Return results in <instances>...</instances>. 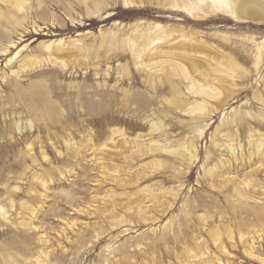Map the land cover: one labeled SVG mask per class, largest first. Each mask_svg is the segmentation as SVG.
Here are the masks:
<instances>
[{"label":"rangeland","instance_id":"rangeland-1","mask_svg":"<svg viewBox=\"0 0 264 264\" xmlns=\"http://www.w3.org/2000/svg\"><path fill=\"white\" fill-rule=\"evenodd\" d=\"M178 1L0 0V264H264V23Z\"/></svg>","mask_w":264,"mask_h":264},{"label":"bare ground","instance_id":"bare-ground-1","mask_svg":"<svg viewBox=\"0 0 264 264\" xmlns=\"http://www.w3.org/2000/svg\"><path fill=\"white\" fill-rule=\"evenodd\" d=\"M3 1H7L10 6L17 7V8H21L29 0H3ZM184 1H186V0H184ZM199 1H201V0H199ZM211 1H212L213 6H215L217 8V10L218 9L222 10L223 12L227 13L231 18H234L236 21L243 22V21H248L249 20V21H257V22L264 23V0H211ZM195 2H196V0H195ZM183 3H185V2H183ZM196 4H197V2H196ZM174 6H178V5H175L174 4ZM184 7H187V9H188V5H184ZM160 40H162V38H160V37H156V36L155 37H150V39L148 41L146 39V41H147L146 44L145 45L143 44V47L144 46L146 47V49H145L146 52L145 53H146L147 57L149 58L150 62L153 61V60H156V59L160 58L162 54H164L165 52H168V51H169V53H174L175 52V53L185 54V52H188V51L194 49V46H191V45H187V44L182 43L184 41H187L186 39H184L182 37V35H177V36L170 35L168 38H166V40H164V43H163L164 45L162 44L163 46L157 47L156 49H153V48L151 49L150 48L151 45L153 46V44H156V43L160 42ZM141 47H142V45H141ZM144 48H143V50H144ZM61 51H63L61 47H58V48L56 47V49H54V51L52 52L53 55L52 54L50 55L53 58H51L48 61L51 62V63H61L62 65H64V63L62 61L61 62L58 61L59 60L58 59L59 57H57L58 56V53H61ZM139 52H137V53H139ZM136 57L137 58L143 57L142 56V51ZM243 58H244V61L246 62L247 61V58L244 57V56H243ZM223 59L225 61H227V63L230 66H235V62H234L233 58L230 55H223ZM26 61L27 60H25V62ZM150 64L152 65V63H150ZM64 66H66V65H64ZM163 69H164V67L162 66L160 68V70H157V71H162ZM239 76H242V75L239 73ZM153 80H154V75H151L148 78V82H147V85L151 89H154ZM192 87H193L192 90H193L194 93H198V94L201 93V94H203L205 96H212V93L209 91V89L207 87L203 86V85L196 86V88H195V86H192ZM23 98L26 101V104H27L28 108L33 113H36V112H38V111L41 110L40 107H39V104L34 100L33 97H31L30 94H24L23 95ZM42 114H39L38 116L40 118H43L44 117V114L43 115ZM113 133H116V130ZM141 137L142 136L140 135L139 136L140 142H139V145L138 146L140 147L139 148V151L140 152H144V147H143L144 144H143V142H141V140H142ZM257 146L258 147H257L256 153L261 154V157L264 159V151H260V147L262 146V142H260ZM105 147H107L108 153L111 152L110 154L119 155V157L122 156V154L126 152V150L125 151L122 150V146L103 145L102 148H105ZM179 154H180V156L182 158L187 159V160H188V158L190 156V154H188L186 152H179ZM242 187L243 188H241L239 190H240V194H242L243 196H246V195H248L249 192H251L250 191L251 189L248 188V187H246L245 185H243ZM26 225L29 226L30 223H29V225L26 223ZM218 247H220L219 249H220L221 252H224V250H225L224 246H222L221 244H218ZM211 259H210V257H207V258L204 259L203 262L205 264H213L214 261L212 262ZM38 261L39 260H36L35 262H38ZM198 262L196 261L194 264H199ZM217 262H218V264H221V259L220 258H217ZM32 264H35V263L33 262Z\"/></svg>","mask_w":264,"mask_h":264}]
</instances>
